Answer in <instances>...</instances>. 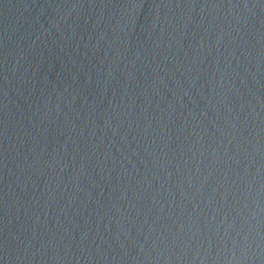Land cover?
I'll return each instance as SVG.
<instances>
[{"label":"water","instance_id":"1","mask_svg":"<svg viewBox=\"0 0 264 264\" xmlns=\"http://www.w3.org/2000/svg\"><path fill=\"white\" fill-rule=\"evenodd\" d=\"M0 264H264V0H0Z\"/></svg>","mask_w":264,"mask_h":264}]
</instances>
